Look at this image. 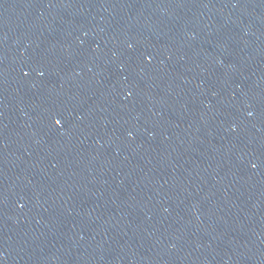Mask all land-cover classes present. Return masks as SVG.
I'll return each instance as SVG.
<instances>
[{
    "label": "water",
    "instance_id": "obj_1",
    "mask_svg": "<svg viewBox=\"0 0 264 264\" xmlns=\"http://www.w3.org/2000/svg\"><path fill=\"white\" fill-rule=\"evenodd\" d=\"M263 139L264 0H0V264H114Z\"/></svg>",
    "mask_w": 264,
    "mask_h": 264
},
{
    "label": "snow or ice",
    "instance_id": "obj_2",
    "mask_svg": "<svg viewBox=\"0 0 264 264\" xmlns=\"http://www.w3.org/2000/svg\"><path fill=\"white\" fill-rule=\"evenodd\" d=\"M56 123H57V124H59V123H60V121H59V120H57V121H56Z\"/></svg>",
    "mask_w": 264,
    "mask_h": 264
}]
</instances>
